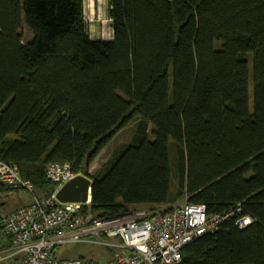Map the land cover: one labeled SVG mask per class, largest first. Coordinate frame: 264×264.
<instances>
[{
  "label": "trees",
  "instance_id": "1",
  "mask_svg": "<svg viewBox=\"0 0 264 264\" xmlns=\"http://www.w3.org/2000/svg\"><path fill=\"white\" fill-rule=\"evenodd\" d=\"M105 1L111 40L90 37L84 0H0V102L12 90L0 160L42 197L54 190L46 166L68 162L91 179L96 216L185 197L210 214L241 204L250 225L223 221L178 264H264V0ZM132 121L130 141L90 173Z\"/></svg>",
  "mask_w": 264,
  "mask_h": 264
},
{
  "label": "built area",
  "instance_id": "2",
  "mask_svg": "<svg viewBox=\"0 0 264 264\" xmlns=\"http://www.w3.org/2000/svg\"><path fill=\"white\" fill-rule=\"evenodd\" d=\"M45 175L54 190L42 197L14 165L0 160V183L32 195L31 203L1 218V232L9 245L0 250V264H178L185 246L203 234L214 233L223 221L231 219L237 230L253 221L242 212L241 204L210 214L204 204L191 203L186 197L167 207L96 216L91 213L90 188L85 202L62 203L56 198L65 183L81 175L71 164L49 163ZM76 241L108 247L110 256L100 262L54 256V247Z\"/></svg>",
  "mask_w": 264,
  "mask_h": 264
},
{
  "label": "rangeland",
  "instance_id": "3",
  "mask_svg": "<svg viewBox=\"0 0 264 264\" xmlns=\"http://www.w3.org/2000/svg\"><path fill=\"white\" fill-rule=\"evenodd\" d=\"M84 18L87 30L92 38H110L112 39V29L108 18V5L104 0H84ZM20 33L24 43L31 39V33L22 22ZM251 92V88H250ZM10 90L0 102V107L10 98ZM133 133V121L126 127L118 130L109 140V142L99 151L97 156L89 166V172L94 173L110 156L111 152L120 144L130 141ZM158 131L149 125L144 141L149 142ZM10 190V189H7ZM0 191V217L7 212L31 203L32 195L23 188L12 191ZM92 239V238H91ZM54 256L58 259L69 260L85 258L93 261H104L109 258L111 249L105 246H98L87 241H76L61 244L52 249Z\"/></svg>",
  "mask_w": 264,
  "mask_h": 264
},
{
  "label": "water",
  "instance_id": "4",
  "mask_svg": "<svg viewBox=\"0 0 264 264\" xmlns=\"http://www.w3.org/2000/svg\"><path fill=\"white\" fill-rule=\"evenodd\" d=\"M91 184L90 178L77 175L57 191L56 198L62 203L85 202L88 197V189L91 190Z\"/></svg>",
  "mask_w": 264,
  "mask_h": 264
},
{
  "label": "crops",
  "instance_id": "5",
  "mask_svg": "<svg viewBox=\"0 0 264 264\" xmlns=\"http://www.w3.org/2000/svg\"><path fill=\"white\" fill-rule=\"evenodd\" d=\"M105 1V0H104ZM97 39V38H96ZM101 39H103V40H111V38H106V39H104V38H101Z\"/></svg>",
  "mask_w": 264,
  "mask_h": 264
},
{
  "label": "bare ground",
  "instance_id": "6",
  "mask_svg": "<svg viewBox=\"0 0 264 264\" xmlns=\"http://www.w3.org/2000/svg\"><path fill=\"white\" fill-rule=\"evenodd\" d=\"M111 38V37H110Z\"/></svg>",
  "mask_w": 264,
  "mask_h": 264
}]
</instances>
